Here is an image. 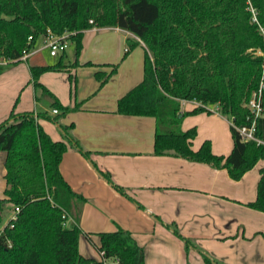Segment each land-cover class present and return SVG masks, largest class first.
Segmentation results:
<instances>
[{
	"label": "trees",
	"instance_id": "trees-1",
	"mask_svg": "<svg viewBox=\"0 0 264 264\" xmlns=\"http://www.w3.org/2000/svg\"><path fill=\"white\" fill-rule=\"evenodd\" d=\"M95 26H118L140 38L127 40L125 56L141 40L146 45L143 79L119 98L118 112L156 118V154L171 153L227 168L235 180L264 159V144L244 140L237 128L255 120V134L264 139V0H0V73L6 66L2 58L20 62L25 50H31L48 29L55 34L74 32L70 38L79 64L84 31ZM64 67L63 56L54 64L30 66L37 101L50 96L49 107L58 109L57 114L41 107L21 113L13 109L0 123V151L7 153V187L0 198V264H145V248L120 226L100 232L99 244L92 241L101 259L80 251V213L86 198L60 171L66 140H74L73 123L62 125L66 140H55L38 121L59 122L80 107V102L64 105L39 80L44 72ZM104 73L96 72L102 84L109 78ZM261 83L262 113L255 116L244 103ZM184 101L200 104L184 110ZM213 104L232 122L233 147L224 161L192 153L188 139L195 131L181 127L186 115ZM260 173L257 197L247 205L264 212V166ZM8 204L19 211L3 226ZM70 217L74 225L68 227ZM168 226L187 249L201 253L205 264H220L177 226Z\"/></svg>",
	"mask_w": 264,
	"mask_h": 264
},
{
	"label": "crops",
	"instance_id": "crops-1",
	"mask_svg": "<svg viewBox=\"0 0 264 264\" xmlns=\"http://www.w3.org/2000/svg\"><path fill=\"white\" fill-rule=\"evenodd\" d=\"M129 38L139 39L118 26L87 29L78 56L80 66L71 67L64 58L65 50L58 60L63 56L67 67L44 72L39 78L64 105L73 107L80 102L78 109L67 112L59 122L38 121L55 140H66L62 125L73 123L70 136L74 140H66L68 148L60 171L73 190L86 198L81 205L80 226L85 234L94 233L92 240L86 235L87 240L99 244L100 232L120 226L131 231L145 248V264H205L201 253L193 247L187 249L184 240L168 226L173 224L220 264H264V212L247 205L257 197L263 160L234 181L227 168L171 153L156 154V118L118 112L119 98L144 76L146 45L141 41L125 56ZM42 47L40 38L37 51L18 63H6L8 67L0 73V123L9 117L17 99L15 112L41 107L54 114L50 96L37 101L30 70L31 65L56 63ZM88 62L92 66L85 67ZM97 71L113 74L102 84L93 77ZM196 105L195 101H184L183 109ZM230 125L231 120L220 111L209 110L185 116L181 123L183 130L195 131L188 139L192 153L209 154L221 161L233 147L227 131ZM6 154L0 151V198L5 197L7 187ZM246 181L247 190L231 194V186H242ZM14 214V209L7 207L3 223ZM80 251L87 257L102 258L94 244L85 250L80 244Z\"/></svg>",
	"mask_w": 264,
	"mask_h": 264
},
{
	"label": "built area",
	"instance_id": "built-area-1",
	"mask_svg": "<svg viewBox=\"0 0 264 264\" xmlns=\"http://www.w3.org/2000/svg\"><path fill=\"white\" fill-rule=\"evenodd\" d=\"M74 32L66 31L63 34H55L51 29H48L47 32L41 37L42 39V48H47L51 55L58 56L65 52L68 42L71 40V35ZM32 39V36L29 37V40ZM140 39V38H139ZM142 41V40H141ZM143 42V41H142ZM36 45L31 50H25L23 56L21 59H26L32 52L37 51ZM2 62V61H1ZM261 93H262V87L259 89V91L255 92L253 97L248 103V106L251 108L252 112L255 114V116H259L262 113V106H261ZM196 104H200L199 102L195 101ZM206 110L218 112L219 107H215L213 105H206ZM215 107V108H214ZM58 109H53V113H58ZM232 123V122H231ZM238 131L240 132L241 136L244 138V140H255L258 143L264 144V139L259 138L255 134L256 130V123L255 120L252 122L250 126H237ZM15 214L19 211V207H15ZM15 214L13 217H15Z\"/></svg>",
	"mask_w": 264,
	"mask_h": 264
},
{
	"label": "rangeland",
	"instance_id": "rangeland-1",
	"mask_svg": "<svg viewBox=\"0 0 264 264\" xmlns=\"http://www.w3.org/2000/svg\"><path fill=\"white\" fill-rule=\"evenodd\" d=\"M134 50V49H133ZM46 55L50 58V60L51 61H53V62H57L58 61V59H59V55L58 56H52L51 54H50V52L47 50L46 52ZM66 53H67V55H66V57H64L65 58V60L66 61H70L71 62V67L72 68H75L76 69V67H79L80 66V62H79V64H75V62H76V60H77V55H76V46H75V44L70 40L69 42H68V45H67V48H66ZM259 54H261L260 52H258ZM1 61H2V63L5 65L7 62H8V60H6V59H4V58H2L1 59ZM28 61H24V63L26 64ZM29 62L30 63H32V61H31V59L29 60ZM12 63H9L8 65H11ZM8 65L7 66H4V69H6L7 67H8ZM85 67H87V66H92V64L91 65H87V63L86 64H83ZM83 69H85V68H83ZM113 73H111V71H108L107 73L105 72L103 75L105 76V75H108V77L110 78V76L112 75ZM74 77H76V75H74ZM93 77H95V79H96V81H99V83H101V79H98L96 76H93ZM261 87H263V83H261L260 84V87H259V89L261 88ZM259 89L257 90V91H259ZM257 91H255V92H257ZM255 92H253V94H252V96H251V98L253 97V95L255 94ZM251 99H249V101H250ZM17 102H18V99H17ZM17 102L14 104V106H13V109L14 110H16V106H17ZM247 103H249V102H246V103H244L245 105L247 104ZM218 105V104H217ZM218 107H219V105H218ZM65 116V115H64ZM64 116H61V117H64ZM186 116H188V115H186ZM61 117H60V119H61ZM49 121H51V122H54L53 120H49ZM227 131H229V133L231 134V137H232V133H231V131H230V127H227ZM233 138V137H232ZM261 160H263V162H262V165L264 164V159H261ZM257 165V164H256ZM258 170L257 171H259V168H257ZM247 173V172H246ZM245 175V174H244ZM243 175V176H244ZM248 177H251V176H248ZM234 181H235V179H233ZM248 183V181H246L245 182V184H243L242 186H237V185H233V186H231V194H235V192H240L239 190L240 189H242V190H247L248 188H247V184ZM234 189L236 190V191H234ZM237 195V194H236ZM7 207H8V209H9V211H10V209H13V207L10 205L9 206V204L7 205V206H5V209H7ZM4 213H5V210L3 211ZM72 224L74 225V219L73 218H68V220H67V226L68 227H71L72 226ZM4 225H6V223L4 224L3 223V226ZM82 230H83V228H82ZM90 233V232H89ZM92 234H94V233H90V235H92ZM99 235V234H98ZM98 235L96 236V237H98ZM194 243L195 244H197L199 247H202L201 245H199L198 244V242L195 240L194 241ZM80 244H81V247H82V249L83 250H85V248H86V246H93V244L92 243H90L88 240H87V237H86V234H85V232L83 231L82 232V234H81V238H80V241H79V248H80ZM91 244V245H90ZM94 248V247H93ZM204 250H206L211 256H213V254H211L207 249H205L204 247H202ZM91 249H92V247H91ZM219 250H224V249H219ZM85 252V251H84ZM215 259H217L218 261H219V259L217 258V257H215V256H213ZM203 261H204V259H203ZM205 262V261H204Z\"/></svg>",
	"mask_w": 264,
	"mask_h": 264
}]
</instances>
